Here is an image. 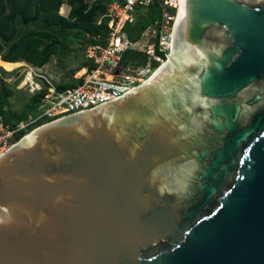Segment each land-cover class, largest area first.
<instances>
[{
	"label": "water",
	"instance_id": "95a60500",
	"mask_svg": "<svg viewBox=\"0 0 264 264\" xmlns=\"http://www.w3.org/2000/svg\"><path fill=\"white\" fill-rule=\"evenodd\" d=\"M173 37L0 156V264H264V0H185Z\"/></svg>",
	"mask_w": 264,
	"mask_h": 264
},
{
	"label": "trees",
	"instance_id": "16d2710c",
	"mask_svg": "<svg viewBox=\"0 0 264 264\" xmlns=\"http://www.w3.org/2000/svg\"><path fill=\"white\" fill-rule=\"evenodd\" d=\"M114 0H0V56L7 63L26 62L36 67H44L54 55L60 57L69 53L71 43L78 39L83 44L86 55L88 46L106 44L109 34V4ZM70 6L67 15L60 12L62 6ZM174 9L164 0H153L147 7L139 9L135 24H126L125 32L132 41L145 42V31L150 27L148 43H156V53L165 57L158 49L160 26L165 12ZM149 55L142 50H129L124 54V63L146 64ZM94 67L92 59L86 58L70 71L71 79L58 83L57 90H65L82 82L75 78L81 68ZM39 93L32 95L25 106L16 108L12 104L15 84L0 75V121L16 127L23 121L36 118L38 112L52 103L45 98L50 84ZM54 118L42 116L25 130L16 134V141L37 126Z\"/></svg>",
	"mask_w": 264,
	"mask_h": 264
},
{
	"label": "built area",
	"instance_id": "2783aa9c",
	"mask_svg": "<svg viewBox=\"0 0 264 264\" xmlns=\"http://www.w3.org/2000/svg\"><path fill=\"white\" fill-rule=\"evenodd\" d=\"M153 0H114L109 4V34L106 44L90 45L86 57L92 59L95 66L85 67L78 85L65 90H57L55 85L41 72L40 67L31 65L25 76L23 87L32 95L39 93L48 82L45 94L52 104L40 111L33 119L23 121L16 127L0 121V156L16 142V134L25 130L38 118L46 116L59 118L64 115L94 109L109 101L120 98L134 87L149 78L167 60L173 47L174 27L180 7V0H164L173 8V12H165L159 31L158 49L165 57L157 55L156 43L132 41L124 30L126 24H135L139 18V9L147 7ZM151 28L145 31L150 34ZM146 51L149 62L146 64L124 63V54L129 50ZM110 75V77H107ZM53 120V119H52Z\"/></svg>",
	"mask_w": 264,
	"mask_h": 264
},
{
	"label": "rangeland",
	"instance_id": "374dc122",
	"mask_svg": "<svg viewBox=\"0 0 264 264\" xmlns=\"http://www.w3.org/2000/svg\"><path fill=\"white\" fill-rule=\"evenodd\" d=\"M69 10L70 6L65 3L62 6L60 12L67 15L69 13ZM145 37L147 41H145L144 43H147L148 40L151 39V37L148 35H145ZM70 46L72 50L69 53L60 57L54 55L48 64L40 68L41 72L55 86L64 80L71 79L70 71L75 68L81 61L86 60L87 58L83 51V44L77 38L72 41ZM30 68L31 64L29 63H7L2 61V58L0 56V75L5 77L11 84H15V94L12 98V104L16 108L25 106L29 98L32 96V92H29L27 89L22 88L25 76L29 72ZM84 71L85 67L81 68L76 72V76L83 74ZM107 77H110V75H107ZM39 114L40 112H38V115ZM33 118L34 117H32L31 119Z\"/></svg>",
	"mask_w": 264,
	"mask_h": 264
},
{
	"label": "bare ground",
	"instance_id": "6f19581e",
	"mask_svg": "<svg viewBox=\"0 0 264 264\" xmlns=\"http://www.w3.org/2000/svg\"><path fill=\"white\" fill-rule=\"evenodd\" d=\"M184 1L185 0H180V7H179V17L181 16V14H182V12H183V9H184ZM177 25V24H176ZM173 49H172V51L170 52V54H169V58H168V60L167 61H165L162 65H161V67H159V69L158 70H162V69H164L170 62H172L174 59H175V57H176V46H175V43H174V41H173V47H172ZM153 78V77H152ZM148 79V78H147ZM144 80L143 82H148V80Z\"/></svg>",
	"mask_w": 264,
	"mask_h": 264
}]
</instances>
